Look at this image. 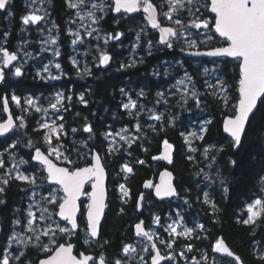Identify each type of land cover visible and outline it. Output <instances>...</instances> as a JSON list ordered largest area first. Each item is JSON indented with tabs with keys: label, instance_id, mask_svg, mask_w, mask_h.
<instances>
[{
	"label": "trees",
	"instance_id": "obj_1",
	"mask_svg": "<svg viewBox=\"0 0 264 264\" xmlns=\"http://www.w3.org/2000/svg\"><path fill=\"white\" fill-rule=\"evenodd\" d=\"M22 3V0L15 1L17 12L13 19H8L4 9H0V37L8 36L3 48L19 55L18 62L11 70L5 71L4 79L0 81V122L6 118L2 101L6 96L12 113L16 117L22 115L26 127L19 128L18 120L17 127L8 136L0 138V153H4L6 169H11L13 164L16 165L21 159L28 161L22 168L27 175L37 176V186L11 180L5 193L0 194V200L4 201L0 204V258L4 254L9 232L16 227L14 221L24 222L28 202L32 199L29 196L39 185L44 189L43 192L51 187L44 179L46 173L40 171L42 165L34 163L31 159L37 147L44 151L48 147L44 141L46 130L39 127L40 123L44 122V112H36L24 101L34 98L37 106L44 109L56 103L57 94H61L62 102L57 104L59 111H50L53 113L52 118L64 126L59 139V144L63 145L61 151L66 156L70 155L74 165L82 167L88 165L87 161L97 150L109 175L108 206L101 235L99 240H92L90 244L84 243L86 207L83 198L81 200L80 230L68 240L75 243L77 254H103L108 264H112L115 258L122 256L121 249L125 244L135 242V224L143 218L147 228L151 226L152 219L158 216L159 233L163 235L161 239L172 241L171 251L174 252L175 259H172L170 264H214L211 261L213 252L220 257L219 262L233 261L213 250L217 239L221 238L244 264H264V259L257 256L252 249L254 240H260L261 247L264 246V221H257L251 226L239 222L242 216L246 218L243 211L246 203L259 196L261 188L264 187V184H261V178L264 177V122L259 119L253 121L239 149L231 147V138L223 133L222 128L224 117L232 114L231 105L237 103L236 62L229 58L184 56L181 48L188 50L184 39L175 41L173 48L169 49L159 43L158 32L150 29L138 15L119 20L109 13L107 19L100 23L103 31L113 35L122 30L123 35L117 41L113 40L108 44L97 37L86 36L82 42L73 45L70 35L67 34L72 10L67 7L66 0H51L55 24L61 31L59 76L52 78L43 67L49 55L47 51H40L38 58H30L23 65L19 64L22 57L19 54V45L26 40L20 38V17L26 12ZM156 4L160 6L161 3ZM201 11L204 12V9L201 8ZM205 14L208 18L213 15L210 12ZM180 18L189 19L186 12L182 13ZM139 28L144 32V36L138 39L133 33ZM195 32L193 31V36L200 45L205 36H197ZM29 39L31 48L35 49L36 41L31 37ZM218 46H222V43L214 40L200 45L199 49ZM101 53L111 57L107 65L99 64ZM73 60L77 61L75 66ZM1 61L0 53V67H3ZM17 64L22 70L20 77L14 75ZM204 64L214 67V80L219 79L229 86V106H225L218 98L222 96L221 92L211 86V77L202 69ZM183 74L191 78L187 90L185 84L177 83ZM121 89L124 92H121ZM192 92L196 93L195 98L192 97ZM158 93H163V96H158ZM12 95L20 98L22 107L11 101ZM81 96L84 97L83 102L80 100ZM127 98L137 103L131 115L122 107L129 101ZM26 108L27 112L24 111ZM152 115H161V120L150 119ZM60 116L63 117L62 120L58 119ZM206 118L207 131L202 133L204 139L201 141L189 136L191 127ZM208 121L211 123H207ZM137 123L141 128L139 132L135 128ZM122 125L129 126L130 132H135L139 138L135 139L131 146L124 144L118 147L119 149L115 148L116 151L110 152L109 137L106 138V134ZM86 126H90L92 131H84ZM73 129L76 131L73 132ZM182 133L184 135H181ZM185 136L191 142L190 146L197 151L189 150ZM165 139L174 146L172 163L153 159L160 155ZM53 142L56 143L55 138ZM12 143H16L15 148L8 147ZM205 147L210 149L208 157L203 155ZM221 147L223 151H218ZM213 156L214 161L211 159ZM52 157L56 159L54 155ZM140 160L144 163H138ZM231 160H236L237 164H231ZM56 161L64 164L63 161ZM123 163H128L133 172L122 171L120 165ZM166 166H169L176 176L178 195L172 200L158 201L151 190L143 189V183L147 179H156L160 170ZM4 171L5 169H0V176ZM221 178L229 188L227 194L222 192L219 182ZM121 184L128 190L127 197L123 196L119 188ZM86 190H89V185ZM143 191L145 194L140 213L138 198ZM204 192L215 201L217 211L214 212L210 204L203 202ZM40 193L42 192L38 189V197ZM179 210L188 228L194 229L190 236H169L165 231L166 223L175 221ZM201 224L204 226L203 230L198 227ZM105 241L108 243L105 244ZM155 241L164 249V243L159 239ZM189 244L193 246L191 251L187 248ZM149 248L151 249V245ZM26 252L34 264L38 258L43 257V254L38 256L34 249H27ZM204 253L208 254L205 261ZM131 258L132 263L140 264L136 262L138 255Z\"/></svg>",
	"mask_w": 264,
	"mask_h": 264
},
{
	"label": "snow or ice",
	"instance_id": "obj_2",
	"mask_svg": "<svg viewBox=\"0 0 264 264\" xmlns=\"http://www.w3.org/2000/svg\"><path fill=\"white\" fill-rule=\"evenodd\" d=\"M51 3V0H48ZM67 7L69 9L78 10L76 11V16L83 21L85 19L84 15H81L79 10L85 9L89 0H66ZM7 0H0V9L6 7ZM112 6L106 2V0H100L99 3H91L90 8L86 12L87 18L92 24H98L100 20L103 19V15L97 17L96 11L99 10L101 13H105V10L111 8ZM167 8L164 11V8ZM204 9V12L201 11ZM115 12L119 13L123 10L125 13H131L135 11L142 10L147 14L148 23L153 29H158L160 33L159 43L164 44L167 48H173L174 42L184 39L186 47L188 49H197L196 51H190L189 55L193 56H210V57H226L232 58L236 62V67L238 69L237 80L238 84L236 86V92L238 93L237 103L231 105L232 114L225 119L223 130L228 134L230 139V145L232 148L239 149L243 144V138L247 135L248 128L252 127L253 121L259 119V121L264 122V0H163L162 4L158 7L153 3V0H115L114 4ZM187 13L189 19L187 22L180 19L182 13ZM210 12L213 14L209 19L205 13ZM158 16H163L165 19L170 21L176 27L172 26H161ZM44 16L38 15L35 12L23 17V23L25 25L37 24L42 21ZM75 23V21H73ZM192 30H196L195 35H204L205 40L200 41V45H204L207 42L218 40L222 43L219 47H210L206 51H200L197 41L195 39H188L189 36L193 35ZM203 30V31H201ZM98 31V29L93 28L91 31H87V35L91 36L93 32ZM208 33H211L209 35ZM76 36L78 39H73L72 44L75 45L78 42H82V38L79 37V33H70ZM122 33H117L115 35L108 34L105 39L107 43L108 39L119 40ZM98 38V37H97ZM139 39V34H137ZM51 43L55 44L56 40L52 39ZM151 47V43L149 42ZM181 48V51H184ZM0 53L3 54V67H0V80L4 79V68L8 67L12 61L17 60L16 53H10L6 48L0 47ZM56 55H59L57 52ZM111 57L106 53H101L99 56V64L107 65ZM73 65L77 64V61H72ZM56 68H60L59 64L55 65ZM122 67H124L122 65ZM48 68L45 66L44 71ZM85 71H89L85 69ZM208 69H205L207 72ZM14 75L20 77L22 75V70L20 67H15ZM39 75V73H37ZM187 76V74H186ZM56 78V77H53ZM189 81L191 80L188 77ZM180 85L185 83L184 80L177 82ZM213 87H218L219 91L225 93V95L218 97L221 99L225 106H229V96L228 87L224 82L218 81L217 85ZM121 92H124L121 89ZM143 95V93H140ZM158 96H163V93H158ZM187 95V92H185ZM192 97H196V93H191ZM62 95L57 94L56 103L51 104V108L57 112V104L62 102ZM70 99V97L68 98ZM80 100L83 102L84 97L81 96ZM3 111H9V99L8 97H3ZM11 101L17 106H20L21 100L16 95H12ZM259 101V104H258ZM187 101H185L186 103ZM29 108H34L36 112H47V109H41L37 106L36 102L29 98L25 101ZM199 104V100H197ZM136 102L129 98V102L122 105L123 109L128 110L129 114H132V110L136 108ZM25 112L28 109H24ZM259 114V116H258ZM154 120H161V115H152L149 117ZM58 119H63L62 116ZM19 120V128L26 127L24 117H17ZM207 123H211L208 121ZM17 127L14 124L11 115L8 116L7 121L0 123V136L8 133L10 130ZM40 129L46 130L44 133V141L48 146L47 149L42 152L39 147L35 149V154L31 157L32 160L37 161L43 167L40 169L41 172H46L47 176L44 177L45 180L58 186L55 190L46 189L48 191L47 196H41L40 200L46 205L52 206V211L48 207H40V202L36 201L37 193L34 190L32 192L33 204L29 205L27 211V222L25 224V230L30 235L26 237H17V234H13L9 237L8 247H11L13 240H16L19 244L23 245V249L18 251V254L12 257V260L16 261L17 264H34L33 261L28 259V254L25 249H34L37 255L43 254V258H38L35 264H108L106 257L101 254L98 257L91 254H86L80 252L78 255H73L74 245L67 242L73 235L77 234V229L80 227L78 223V213L80 212V207L78 201L81 195L87 194L90 198V203L87 205L86 219L84 223L85 231V244H90V242L99 235L100 232V218L103 214L105 207V190L103 188V179L105 175L104 166L101 162V157L99 154H94L91 159L87 161L88 166L79 167L74 165L72 159L69 156L64 155L60 150L63 147L59 144L61 130L63 129V124H56L55 121L49 123L47 121L40 123ZM136 131L141 130L140 124L135 125ZM155 131V128H153ZM76 129H73L75 132ZM84 131L91 132L90 126H86ZM126 131V130H125ZM201 134L196 132L189 133V136L195 137L196 139L203 140L204 136L202 133L206 132V128H201ZM112 133L106 134L111 136ZM119 135L120 140L126 141L131 146V143L139 137L133 138L132 141L128 140L125 135ZM181 135H184L183 133ZM55 138L56 143L53 142ZM185 143L189 145V150L192 152L197 151L196 148H192L191 142L188 137L185 136ZM29 146H31V141H29ZM86 146V145H85ZM164 152L161 156L153 157V159H165L169 163H172L171 150L173 145L168 142L167 139L163 140ZM9 148H15L16 143H12L8 146ZM110 152L116 151L114 147H110ZM209 147L203 149V155L208 157ZM218 151H223V148H219ZM7 152V149L5 150ZM47 153V154H46ZM77 154L80 155L79 150ZM11 156V154H9ZM56 156L57 159H61L65 165H71L59 167L53 163L49 158L50 156ZM4 153H0V169H5L2 176H0V194L5 193L7 187L11 180L21 181L29 185H36L37 176L35 174L26 175L24 172L20 171L18 166L13 164L11 169H6V161L3 158ZM192 159V157H189ZM214 161L215 156L211 157ZM231 164L236 165V160H231ZM20 164H26L28 161L23 159L20 160ZM138 163L143 164L144 161L140 160ZM122 171L126 173H132V167L127 164L122 166ZM13 173H15L13 175ZM170 172H164L161 174V183L153 186L151 181L145 183V187H155V194L158 197H168L177 195L176 189L169 182L171 178ZM207 174H205V179H207ZM220 184L222 186V192L227 194L229 188L226 181L221 178ZM86 183H91L92 192L85 193L83 191L84 185ZM261 184H264V177L261 178ZM119 188L124 197L128 196V190L123 184L119 185ZM62 193V195H60ZM205 204H210L212 209L217 211V205L215 201L211 200L207 192L203 193ZM140 200H143V194H141ZM4 201L0 200V204ZM139 206V205H138ZM33 207H37L40 211V215L37 216ZM244 213L246 218L243 216L240 218L239 222L244 225H254L257 221H264V187L261 188V193L251 202L246 203L244 207ZM54 217H59V220ZM160 217H155V221L158 223ZM37 221L43 222L42 226H37ZM61 221L66 222L62 225ZM20 220H15L14 225H19ZM143 222L137 223L135 225L136 235L146 237L148 240H152L153 236L145 231L142 227ZM178 225L176 223L168 224L165 231L169 232L170 235L178 236H190L194 229L184 228L183 231H177ZM198 227L203 230L204 226L198 225ZM42 237L47 238V242L42 240ZM65 241V242H61ZM108 241H105L107 244ZM164 243V241H161ZM171 243L167 244V247H171ZM192 245H187L189 251L192 250ZM151 249L155 250V254L148 248H143L150 256L151 264H160L162 260H171L173 257L171 255L162 256L160 251L156 249V244L151 245ZM216 252H221L227 254L228 257H233L237 264H242L241 258L236 256L232 250L225 244L223 239H217L215 246L213 248ZM137 249L131 244H125L122 249V256L117 257L112 261V264H131L132 258L130 253H135ZM183 255V253H181ZM23 258V259H22ZM206 259V257H204ZM264 259V256H261ZM143 261V257H140ZM0 264H10V258L7 254H3L0 258ZM147 264V262H145Z\"/></svg>",
	"mask_w": 264,
	"mask_h": 264
},
{
	"label": "rangeland",
	"instance_id": "obj_3",
	"mask_svg": "<svg viewBox=\"0 0 264 264\" xmlns=\"http://www.w3.org/2000/svg\"><path fill=\"white\" fill-rule=\"evenodd\" d=\"M24 2L27 3V6H28L27 7V11L24 14V16L35 12L38 15L44 16V19L42 21L38 22L37 24H34V25L33 24L25 25L23 23V19L20 22L21 30H22V32L20 34V38L21 37L22 38H26V40L23 41L19 45V48L21 50V53H19V54L22 55L19 64L23 65V63L27 62L28 59H30V58L31 59L38 58L39 55H41L40 51H42V52L43 51H47L49 53V55L46 57L47 62L44 63L43 67L45 68V66H47V68H48L47 71L49 73V76H51L52 78L53 77H58L59 76V72L58 71H59L60 68H56L55 65L59 64V57H60V54H61L60 53V51H61V46H60V44H61L60 32L61 31H60V27L57 24H55L56 23L55 20H53L51 18V14L48 13V11L50 10L49 9L50 5H49V3H46L45 0H43V2H42V0H25ZM93 2L99 3L100 0H89L88 6L85 9L79 10L81 12V15L85 16V19L83 21H81L76 16V11H78V10L71 9L72 10V16H71V19H70V23L68 24L67 34L70 35V38L72 40L73 39H78V38L76 36L70 34V33H77L78 32L79 33V37L83 39L84 37L89 36V35H87V31H91L93 28L98 29V31L93 32L91 36L98 37V39L103 40L104 43H105V39L107 38L108 34H111V33H107L106 31L102 30V27L100 26V23L103 22V20H100L98 24H92L91 21L87 18L86 12H87L88 8H90L91 3H93ZM106 2L109 3L108 0H106ZM42 3H44V4H42ZM106 10H105V13H101L99 10H97L96 11V16L97 17H99L101 15L104 16L106 14ZM163 10L166 11L167 8L165 7ZM182 20H184V19H182ZM73 21H75V23H73ZM184 21L187 22L188 19L184 20ZM45 25H46V27H45ZM193 31H196V30H192V32ZM201 31H203V30H201ZM209 34H211V33H209ZM122 35H123V33H122ZM122 35L120 36V38L122 37ZM201 36H204V35H201ZM29 37L34 38V41H36L37 47L35 49L31 48L32 45L30 43L31 40L29 39ZM188 38L189 39H195L193 35L189 36ZM7 39H8V36L0 37V47H3V45L7 42ZM52 39L56 40L55 44L51 43ZM113 40H115V39H108L107 43L109 44ZM115 41H117V40H115ZM103 50H105V49H103ZM57 52L59 53V55H56ZM1 62L3 64V55H2V61ZM19 64H17L15 67H18ZM202 69H203L204 72H205V69H208V71L205 72V73H206L207 76L211 77L210 80H211V86L212 87H213V85H217L218 81H221L219 79L218 80H214V78H215V75H214V72H213L214 67L212 65L204 64L202 66ZM183 73H185V72H183ZM180 80H184L185 81L184 84H185V88L187 90L189 88V83H190V81L188 80L187 76L185 74L181 75ZM226 86L228 87V90H229V86L228 85H226ZM213 88L214 89H219L218 87H213ZM221 95L223 96V95H225V93L221 92ZM27 99H29V98H27ZM27 99H25V101ZM31 99H33L36 102V104H37L36 99H34V98H31ZM127 99L129 100V98H127ZM128 102H126V103H128ZM136 105H137V103H136ZM20 107H22L21 104H20ZM139 108L141 109L140 106H139ZM44 109H47V112H44V122L47 121V122L51 123V122L55 121V123L57 125L60 124L57 121V119L52 118L53 117V113L50 112L52 110L51 106H46ZM20 116H22V115H18L17 117H20ZM206 120H207V118L203 119V120H200V122H198L196 125L192 126L191 127V133L192 132H196L198 134H201V131H200L201 128H205L206 127V125H205ZM108 133H112L111 136H108L109 137V143H110L109 144V148L110 147H114V148L119 149L118 147H121L124 144H129L126 141L120 140L119 135H116L117 133H119L120 135L127 136L129 141H132V139L136 137V135L134 134L135 132H130L129 126H126V125L118 126L114 130H109ZM55 158H56V156H55ZM57 160L59 162L62 161L61 159H57ZM125 164L130 166L128 163H123L122 165H120L121 169H122V166L125 165ZM16 165H18L20 171L24 172V174L27 175L25 170L22 168L24 166V164H20L19 162H17ZM47 184H49V183H47ZM36 186H37V183H36ZM56 188H58L57 185H51V187H49L47 189L55 190ZM125 188H126V186H125ZM38 189H40V192H42V193H40L39 197L36 196V198H35L36 201L40 202V207L41 208L42 207H48L50 209V211H52L53 209H52L51 205H46V204L43 203V201L40 200L41 196H47L48 195V191H46V189H45V191L43 192L44 189L40 185H39ZM38 189L36 190V193H37ZM60 195H62V193H60ZM30 197L32 198V194L29 196V198ZM83 201H84V205L86 207L88 205V202H89V196L87 194L83 197ZM179 202H181V201H179ZM28 203L30 205V204H33L34 202L31 199ZM29 205H28V207L26 209L24 222L20 221L21 223L19 225H16V227L12 231L9 232L8 238H7L8 240H9V237H11L14 233L17 234L18 238L19 237H26V236L30 235V233H27L26 230H25V224L27 222V211L29 209ZM32 211H34L37 216L40 215V211L38 210L37 207H33ZM54 218L59 220L58 217H54ZM171 223H176L178 225V227H177V231L178 232L183 231L184 228H188V225H187L186 221L183 219L182 213H181L180 210L177 212V219L175 221H169L166 224L168 225V224H171ZM42 224H43V222L37 221V226L38 227L42 226ZM61 224L64 225V224H66V222L61 221ZM167 225H166V227H167ZM159 227H160L159 222L157 223L155 221V219L153 218L152 222H151V226L147 227V229L153 234L155 239H159L160 242L164 241L163 245H164L165 252H167L168 255H171L173 257V259H175V254H174V252L172 253V251H171L172 247H170V248L167 247L168 243H171V245H172V241L168 240L167 238L161 239L163 235L161 233H159ZM166 227H165V229H166ZM0 231H1V227H0ZM167 233H168L169 236H171L169 234V232H167ZM42 240H44V242H47V238L42 237ZM131 245H133L137 249V251L135 253H130V256L132 257L133 255H138V260H136V262L145 263L147 261L146 255H148V253L145 252V251H142V249L143 248L150 249L149 248L150 244H149L148 240L143 239L142 237L136 235V240ZM21 249H23V245L19 244L16 240L12 241L11 247H8V241H7V245H6L4 254H7L9 256L10 264H17L16 261L12 260V257L14 255L18 254V251L21 250ZM25 251H27V249H25ZM140 257H143V261L140 260ZM28 259L31 260L30 256L28 257ZM171 260H170V263H171ZM25 264H27V261L25 262Z\"/></svg>",
	"mask_w": 264,
	"mask_h": 264
},
{
	"label": "water",
	"instance_id": "obj_4",
	"mask_svg": "<svg viewBox=\"0 0 264 264\" xmlns=\"http://www.w3.org/2000/svg\"><path fill=\"white\" fill-rule=\"evenodd\" d=\"M8 1L9 0H7V3H8ZM113 2H114V4H115V0H112ZM154 4H156V3H154ZM141 12H142V14L144 15V17H145V19H146V21L148 22V20H147V14L146 13H144L142 10H140ZM140 11H135V12H131V13H129V14H135V13H137V12H140ZM121 12H124L123 10H121ZM114 13L115 14H119V13H117V12H115L114 11ZM158 19H159V21H160V18H159V16H158ZM160 23H161V21H160ZM149 26H150V28H152L151 27V25L149 24ZM161 26H172V25H163L162 23H161ZM172 27H174V26H172ZM153 29V28H152ZM155 30H158V29H155ZM158 32H159V30H158ZM159 39H160V33H159ZM164 45V44H163ZM219 47V46H218ZM10 53H13V52H11L8 48H6ZM208 49V48H207ZM207 49H199L200 51H206ZM197 49H189V50H184V51H181V53L184 55V56H193V55H189V52L190 51H196ZM14 53H16V52H14ZM3 55V54H2ZM16 55H17V60H15V61H12V63L8 66V67H6V68H4V74H5V71L6 70H11V68L14 66V64H16L17 62H18V60H19V55L16 53ZM193 57H196V58H226V57H210V56H193ZM229 59H232V58H229ZM1 81V80H0ZM258 104H259V101H258ZM6 113V118L3 120V121H1L0 123H4V122H6L7 121V118H8V116L9 115H11L12 116V118H13V121H14V124L15 125H17V123H18V120H17V117L12 113V111H11V108H10V105H9V111L8 112H5ZM228 116H230V115H228ZM228 116H226V117H224V119H223V123H222V128L224 127V122H225V119L228 117ZM13 130V129H12ZM12 130H10L8 133H5L3 136H0V138H2V137H6V136H8L11 132H12ZM223 133L224 134H226V135H228L227 133H225L224 132V130H223ZM170 143V142H169ZM171 144V143H170ZM164 146L162 145V149H161V153H160V155L159 156H161L162 154H163V152H164ZM41 151L42 152H44V150H42L41 149ZM35 154V150L33 151V154H32V156ZM47 154V153H46ZM94 154H99L100 155V157H101V162H102V165L104 166V171H105V175H104V179H103V188H104V190H105V199H104V203H105V207H104V210H103V214H102V216H101V218H100V232H99V235L96 237V238H94L93 240H99V238H100V235H101V227H102V224H103V221H104V217H105V213H106V210H107V206H108V195H109V192H108V190H109V175H108V171H107V168H106V166H105V164H104V161H103V158H102V156H101V154L97 151V150H95L94 152H93V155ZM170 155H171V159H172V162H173V160H174V146H173V148H172V150H171V153H170ZM52 161H53V163L54 164H56L57 166H59V167H64V166H67V165H64V164H60V163H58L57 161H56V159H54L52 156H50L49 157ZM158 160H160V161H162V162H165V163H169L168 162V160H165V159H158ZM34 163H36V164H39L37 161H35V160H32ZM86 166H88V165H86ZM86 166H82V167H86ZM164 172H170L172 175H171V178H170V183L172 184V186L176 189V193H177V195H178V187H177V184H176V176H175V174H174V172H173V170L169 167V166H166V167H164V168H162L161 170H160V172H159V174H158V176H157V178L156 179H147V180H145L144 181V183H143V189L144 190H152L153 191V195H154V197L158 200V201H165V200H172L173 198H175V197H177V195H175V196H168V197H158V196H156V194H155V187H148V188H146L144 185H145V183L147 182V181H151L152 182V185L153 186H155V185H158V184H160L161 183V174L162 173H164ZM46 173V172H45ZM46 176H47V173H46ZM50 185H55V184H53V183H51L50 181H47ZM89 185V190L87 191L86 189H87V186ZM83 191L85 192V193H91L92 192V188H91V183H86L85 185H84V189H83ZM141 194H143V199H144V194H145V191H143ZM141 194H140V196H141ZM86 194H84V195H81L80 196V199H79V201H78V204H79V207H80V212H81V200H82V198L85 196ZM140 196H139V198H140ZM138 198V204H139V212L141 213L142 212V204H143V200H140ZM91 201H90V198H89V202H88V204L90 203ZM80 212L77 214L78 215V223H79V215H80ZM86 212H87V206H86V211H85V217H86ZM59 218V217H58ZM143 222V225H142V227L144 228V230L145 231H148V229L146 228V226H145V221H144V219L143 218H141L137 223H140V222ZM136 223V224H137ZM135 224V225H136ZM134 228H135V226H134ZM79 230H80V227L76 230L77 231V233L79 232ZM135 232H136V229H135ZM149 232V231H148ZM0 236H1V231H0ZM221 239H223V238H221ZM224 240V239H223ZM68 242H70V243H72L73 245H74V248H73V255H78L77 253H76V247H75V243L74 242H71V241H68ZM152 244L153 243H155L156 244V249H158L159 251H160V253H161V255L162 256H167V255H165L162 251H161V249L159 248V246H158V244L156 243V241H155V239H154V237H153V239L150 241ZM224 242H225V244L229 247V249L230 250H232L231 248H230V246L227 244V242L224 240ZM219 254H221V255H226L227 256V254H225V253H221V252H218ZM86 254H88V253H86ZM91 255H93V256H95L94 254H92V253H90ZM155 254V250H154V253H153V255ZM236 256H238L236 253H234ZM41 258H43V257H41ZM233 258V257H232ZM234 259V258H233ZM167 260H162L161 262H160V264H164L165 262H166ZM241 261H242V259H241ZM132 264V263H131ZM242 264H244V262L242 261Z\"/></svg>",
	"mask_w": 264,
	"mask_h": 264
},
{
	"label": "flooded vegetation",
	"instance_id": "obj_5",
	"mask_svg": "<svg viewBox=\"0 0 264 264\" xmlns=\"http://www.w3.org/2000/svg\"><path fill=\"white\" fill-rule=\"evenodd\" d=\"M15 1L16 0H9L8 1V3L6 4V7H5V9H4V11H5V13H6V15L8 16V19H13V17H14V15H15V13L17 12V7H16V5H15ZM23 1V3H22V5H23V7H25L26 8V11H27V3H25L24 1L25 0H22ZM42 2H43V0H42ZM45 2L46 3H49L48 2V0H45ZM163 2V0H153V3H162ZM42 4H44V3H42ZM108 4H110L112 7L111 8H108L107 10H106V14L103 16V19L102 20H105V19H107V16H108V14L109 13H112V15L114 16V17H116L117 19H119V20H124L125 18H128V17H130V16H132V15H134V16H139V17H142L144 20H145V22L147 23V25L149 26V23L146 21V19H145V17H144V15L142 14V12L140 11V12H137V13H135V14H129V13H125V12H120L119 14H115L114 13V10H112V9H114V2L112 1V0H110L109 1V3ZM49 11H48V13H50L51 14V18L54 20V16H53V10H52V3H49ZM157 5V4H156ZM158 6V5H157ZM159 7V6H158ZM26 13V12H25ZM23 17H24V14L23 15H21V17H20V22L22 21V19H23ZM159 18H160V21H161V23L163 24V25H172V23H170V21H168L167 19H165L163 16H159ZM172 26H174V25H172ZM175 27V26H174ZM149 28H150V26H149ZM150 29H152V28H150ZM144 30H147V29H145L144 28ZM153 30H155V29H153ZM155 31H157L158 32V30H155ZM119 33H123L122 32V30H120L119 31ZM137 34H139V38H142V36H144V32H142L141 31V28H139V29H137L136 31H134V33H133V36L134 37H136L137 38ZM146 34H148L149 35V32H147L146 31ZM158 34H159V32H158ZM169 49H171V48H169ZM18 54V53H17ZM152 191V190H151ZM153 192V191H152ZM149 231V230H148ZM149 234L150 235H152L153 236V234L149 231ZM140 237H142V236H140ZM154 237V236H153ZM144 239H146V240H148L146 237H143ZM155 239V238H154ZM148 242H149V244L150 245H152V243L150 242V240H148ZM254 242H255V244H254ZM160 249H161V251L165 254V255H167L168 256V253L167 252H165V250L163 249V248H161V247H159ZM253 250H255V252H256V255L257 256H264V246H262L261 247V242H260V240H254L253 241V248H252ZM151 252H152V254L154 253V250L153 249H149ZM205 255H204V257H207L208 256V254L207 253H204ZM98 257V256H97ZM231 259H233L232 257H230ZM219 259H220V257H218L214 252H213V255L211 256V261L212 262H214V264H237V262L233 259V261H230V260H228V261H223V262H219ZM206 259L204 258L203 259V261H205ZM147 264H151V260H150V256L148 255V257H147ZM132 264H134V263H132ZM140 264H145V263H140ZM164 264H170V260H167Z\"/></svg>",
	"mask_w": 264,
	"mask_h": 264
},
{
	"label": "bare ground",
	"instance_id": "obj_6",
	"mask_svg": "<svg viewBox=\"0 0 264 264\" xmlns=\"http://www.w3.org/2000/svg\"><path fill=\"white\" fill-rule=\"evenodd\" d=\"M86 166V165H85Z\"/></svg>",
	"mask_w": 264,
	"mask_h": 264
}]
</instances>
